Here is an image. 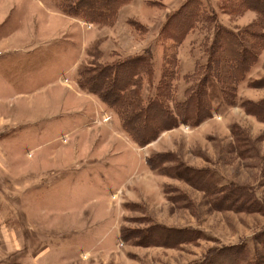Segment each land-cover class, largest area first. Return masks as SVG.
Returning <instances> with one entry per match:
<instances>
[{"label":"rangeland","instance_id":"rangeland-1","mask_svg":"<svg viewBox=\"0 0 264 264\" xmlns=\"http://www.w3.org/2000/svg\"><path fill=\"white\" fill-rule=\"evenodd\" d=\"M180 1L135 0L106 30L63 15L56 0H0V264H210L220 251L218 264H264V87H251L264 81V52L235 106L215 100L199 126L144 147L77 86L84 65L141 53L156 82L153 36ZM216 3L206 0L225 28L256 19ZM210 35L199 27L179 47L181 76L205 65ZM184 90L179 80L177 100Z\"/></svg>","mask_w":264,"mask_h":264},{"label":"trees","instance_id":"trees-1","mask_svg":"<svg viewBox=\"0 0 264 264\" xmlns=\"http://www.w3.org/2000/svg\"><path fill=\"white\" fill-rule=\"evenodd\" d=\"M132 1L56 0V7L65 16L93 24L97 29L111 30L120 10ZM216 8L228 16L251 12L256 19L246 27L231 30L216 22L206 0H184L168 13L153 36L154 47L160 52V75L156 82L155 61L141 53L124 58L115 55L117 58L110 62L84 65L78 71V88L110 109L119 118L122 130L139 147L181 124L199 126L213 115L215 100L227 108L235 106L238 84L264 52V0H217ZM199 27L211 33L210 38L205 39L206 63L196 64L192 73L181 76L178 49ZM144 30L143 39L150 35L147 27ZM99 53L95 60L102 54ZM145 78L150 89L146 98L142 95ZM179 80L185 85L181 101L175 98ZM251 87H264V81L253 82ZM249 105L251 109L262 111L260 103ZM193 183L198 187V180ZM244 195L252 203H258L246 192ZM215 253L217 256L212 255L207 260L210 264H218L215 258L222 256L221 251ZM241 253L244 252L239 250V257Z\"/></svg>","mask_w":264,"mask_h":264},{"label":"crops","instance_id":"crops-1","mask_svg":"<svg viewBox=\"0 0 264 264\" xmlns=\"http://www.w3.org/2000/svg\"><path fill=\"white\" fill-rule=\"evenodd\" d=\"M183 1H184V0H181L180 3L183 2ZM134 2H135V0H133L132 3H131L130 5L124 7V8H122V10H120L119 15H118V19H117V22H116L117 25H118V23H119V17H120V15H121L123 12H125V13L128 14V13L130 12L129 10H130L131 6H133ZM141 3H142V2H141ZM180 3H179V4H180ZM170 4H171V3H170ZM170 4H169L168 6H170ZM176 6H177V5H176ZM176 6H173L171 9L173 10ZM144 7H145V6H144ZM168 11H170V9H168ZM166 18H167V15H166ZM166 18L164 17L163 20L165 21ZM162 23H163V22H161V21L159 22L158 28H159V26H160ZM117 25H115V26H117ZM115 26H114V27H115ZM158 28H157V29H158ZM106 30H109V29H106Z\"/></svg>","mask_w":264,"mask_h":264}]
</instances>
